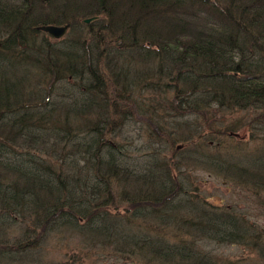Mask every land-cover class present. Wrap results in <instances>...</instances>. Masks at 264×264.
<instances>
[{
  "label": "trees",
  "instance_id": "trees-1",
  "mask_svg": "<svg viewBox=\"0 0 264 264\" xmlns=\"http://www.w3.org/2000/svg\"><path fill=\"white\" fill-rule=\"evenodd\" d=\"M199 171L264 194V0H0V264H264Z\"/></svg>",
  "mask_w": 264,
  "mask_h": 264
},
{
  "label": "rangeland",
  "instance_id": "rangeland-1",
  "mask_svg": "<svg viewBox=\"0 0 264 264\" xmlns=\"http://www.w3.org/2000/svg\"><path fill=\"white\" fill-rule=\"evenodd\" d=\"M66 33V32H65ZM64 36V35H63ZM128 134H131L133 138L136 139V147L133 152V156L138 158L141 154V146L144 141V133L138 127V125L130 124L128 126ZM238 138L248 141L249 146H253L255 142L247 140L248 132L240 130ZM146 140V138H145ZM179 146V145H178ZM139 151V152H138ZM199 186L202 189L203 195L206 197L207 201L216 205H234L240 210H247L251 213L250 218L264 228V202L263 195H256L251 189L243 188L241 186H235L229 181L225 180L221 176L211 175L205 171H199ZM210 251L221 254L230 259H237L243 257H249L251 254L249 251L238 245H227V246H208ZM51 257L57 258L59 252L52 248ZM217 254V255H219ZM98 251L93 255L95 258V264H138L133 263L127 259L121 257L115 258L113 254H105L99 258ZM220 255V256H221Z\"/></svg>",
  "mask_w": 264,
  "mask_h": 264
},
{
  "label": "water",
  "instance_id": "water-1",
  "mask_svg": "<svg viewBox=\"0 0 264 264\" xmlns=\"http://www.w3.org/2000/svg\"><path fill=\"white\" fill-rule=\"evenodd\" d=\"M95 18L96 17L85 18L84 22L89 23L92 20H94ZM68 27H69L68 24H65V25H44V26H39L38 29L42 30L44 32H47L53 38H60L65 34ZM178 147H180V145Z\"/></svg>",
  "mask_w": 264,
  "mask_h": 264
},
{
  "label": "bare ground",
  "instance_id": "bare-ground-1",
  "mask_svg": "<svg viewBox=\"0 0 264 264\" xmlns=\"http://www.w3.org/2000/svg\"><path fill=\"white\" fill-rule=\"evenodd\" d=\"M42 31V30H41ZM44 32V31H43ZM47 33V32H46Z\"/></svg>",
  "mask_w": 264,
  "mask_h": 264
}]
</instances>
